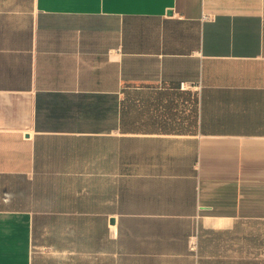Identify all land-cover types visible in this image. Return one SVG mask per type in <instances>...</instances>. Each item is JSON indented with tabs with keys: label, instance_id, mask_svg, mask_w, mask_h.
<instances>
[{
	"label": "crops",
	"instance_id": "0c3cea01",
	"mask_svg": "<svg viewBox=\"0 0 264 264\" xmlns=\"http://www.w3.org/2000/svg\"><path fill=\"white\" fill-rule=\"evenodd\" d=\"M0 264H264V0H0Z\"/></svg>",
	"mask_w": 264,
	"mask_h": 264
},
{
	"label": "built area",
	"instance_id": "2783aa9c",
	"mask_svg": "<svg viewBox=\"0 0 264 264\" xmlns=\"http://www.w3.org/2000/svg\"><path fill=\"white\" fill-rule=\"evenodd\" d=\"M190 88H191V85L186 80L181 81L180 84H179V89L180 90H187V89H190ZM191 249H193V250L195 249V244H193L191 246Z\"/></svg>",
	"mask_w": 264,
	"mask_h": 264
}]
</instances>
